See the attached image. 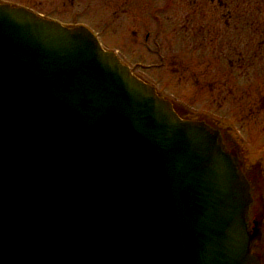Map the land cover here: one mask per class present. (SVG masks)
<instances>
[{
  "label": "water",
  "instance_id": "obj_1",
  "mask_svg": "<svg viewBox=\"0 0 264 264\" xmlns=\"http://www.w3.org/2000/svg\"><path fill=\"white\" fill-rule=\"evenodd\" d=\"M249 182L84 25L0 2V264H260Z\"/></svg>",
  "mask_w": 264,
  "mask_h": 264
},
{
  "label": "rangeland",
  "instance_id": "obj_2",
  "mask_svg": "<svg viewBox=\"0 0 264 264\" xmlns=\"http://www.w3.org/2000/svg\"><path fill=\"white\" fill-rule=\"evenodd\" d=\"M0 1L84 24L181 116H204L243 154L255 144L264 126V0H225L228 9L217 0H169L168 8L167 0Z\"/></svg>",
  "mask_w": 264,
  "mask_h": 264
},
{
  "label": "flooded vegetation",
  "instance_id": "obj_3",
  "mask_svg": "<svg viewBox=\"0 0 264 264\" xmlns=\"http://www.w3.org/2000/svg\"><path fill=\"white\" fill-rule=\"evenodd\" d=\"M212 1L214 3L215 0ZM224 1H222L223 2L222 3L220 0H217L220 7L221 5H224L225 9H228V2L227 1L224 2ZM191 2H192L191 3L192 7H195V3H197L196 0H192ZM169 3H170L169 0L165 2L167 8ZM189 24H191L190 19H184L183 25L186 26L183 27L182 29L185 30L186 28L190 29L189 27H187ZM200 27L203 29V27L205 26H200ZM205 30L209 31L207 28ZM147 36L148 33L146 32L145 38H147ZM226 38H228V36ZM227 43H228V39H227ZM262 101H263L262 107L264 108V98H262ZM173 105L175 109L180 113L181 111L178 110V105L175 102H173ZM186 117H190V116L187 115ZM202 118L205 117L204 116L199 117L198 119H202ZM225 141L227 143V148H228V141L230 143L232 142L228 139V137H226ZM253 142H255V144L251 146L248 145L244 154L241 152V150H239V148L236 149V151H237V155L241 160V170L249 182L250 193L252 198L248 210L247 228L249 231L253 230L254 228L258 229L259 238L256 239L254 242L253 252L258 255L260 264H264V126L260 127V132L257 137V140ZM252 147L256 148L254 158L253 156H250L251 151H249L252 150Z\"/></svg>",
  "mask_w": 264,
  "mask_h": 264
}]
</instances>
